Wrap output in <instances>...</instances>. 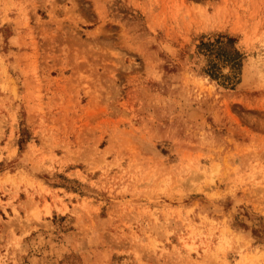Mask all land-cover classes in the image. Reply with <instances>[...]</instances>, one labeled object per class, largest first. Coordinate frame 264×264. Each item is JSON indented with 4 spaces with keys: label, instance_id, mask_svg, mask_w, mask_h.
<instances>
[{
    "label": "rangeland",
    "instance_id": "374dc122",
    "mask_svg": "<svg viewBox=\"0 0 264 264\" xmlns=\"http://www.w3.org/2000/svg\"><path fill=\"white\" fill-rule=\"evenodd\" d=\"M0 264H264V0H0Z\"/></svg>",
    "mask_w": 264,
    "mask_h": 264
},
{
    "label": "bare ground",
    "instance_id": "6f19581e",
    "mask_svg": "<svg viewBox=\"0 0 264 264\" xmlns=\"http://www.w3.org/2000/svg\"><path fill=\"white\" fill-rule=\"evenodd\" d=\"M226 69V68H225ZM47 205V204H46ZM48 208V207H47Z\"/></svg>",
    "mask_w": 264,
    "mask_h": 264
}]
</instances>
